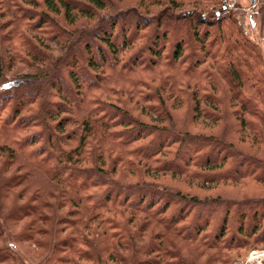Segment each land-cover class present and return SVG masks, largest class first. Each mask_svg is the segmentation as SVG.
Here are the masks:
<instances>
[{
  "label": "trees",
  "instance_id": "16d2710c",
  "mask_svg": "<svg viewBox=\"0 0 264 264\" xmlns=\"http://www.w3.org/2000/svg\"><path fill=\"white\" fill-rule=\"evenodd\" d=\"M114 4V0H0V111L7 102L19 101L11 105L10 113L0 115V172L17 169L15 158L21 153L26 162L56 178L57 184L74 189L79 197L76 204L83 203L90 214L88 222L74 225L73 235L67 232L53 241L41 264H61L66 259L70 264L154 260L194 264L191 252L201 254L206 249L211 254L207 263L232 264V250L238 255V248L248 245L254 250L264 241V194L199 196L151 179L160 172L175 176L187 171L189 179L200 180L201 189L212 187L206 183L245 178L264 185V155L256 152L264 151L263 31L243 36L232 14L221 13L218 0H152L147 5L153 8L141 3L127 10V19L120 21L124 33L117 37ZM131 25L134 33L128 36ZM91 42L100 49H93ZM158 42L164 46L159 52ZM168 43L171 51L164 53L169 51ZM6 49L11 53L5 54ZM78 55H83L85 66L81 63L79 68L89 80L75 71ZM19 58L28 66L24 72L13 66ZM99 68L101 76L96 77L91 71ZM7 70L11 72L5 77ZM29 92L31 96H22ZM182 105L181 116L176 111ZM191 121L209 126L210 131H190ZM26 123H36L39 130L22 134ZM246 128L252 136L244 133ZM50 161L53 165L48 167ZM118 164L127 175L122 169L115 176ZM129 175L136 180H128ZM2 184L6 185L4 179ZM32 197L10 217L29 207L31 211L52 207L56 201H40L37 193ZM104 209L115 212L99 222L96 217L101 218ZM117 211L121 217L127 215L124 221ZM247 212L254 220L248 229ZM114 215L119 217L118 225ZM46 216H55L57 222L65 213ZM234 216L237 225L228 233ZM40 217L44 220L45 214ZM134 217L139 219L133 228L129 220ZM211 226L215 228L209 230ZM143 229L147 239L138 236ZM50 231L46 229L48 238ZM177 235L196 244L185 257L175 251L182 242ZM6 240L13 242L6 232L0 233V264L8 259L31 263ZM110 244L114 249L109 250ZM66 247L70 252H64Z\"/></svg>",
  "mask_w": 264,
  "mask_h": 264
},
{
  "label": "rangeland",
  "instance_id": "374dc122",
  "mask_svg": "<svg viewBox=\"0 0 264 264\" xmlns=\"http://www.w3.org/2000/svg\"><path fill=\"white\" fill-rule=\"evenodd\" d=\"M40 1V0H39ZM150 1L152 0H114V7L116 8V10L114 9L113 11V16L114 19H116V28L113 30V35H117V37H121L123 32V29H121L120 27V21L121 20H125L127 19V10L131 9V8H135L133 6H138V4L144 3V5L148 6L149 8H153L152 6L147 5ZM234 1L235 5L233 8L229 9V11H227V9L222 8V0H218V4H220V10L221 13L224 16H227L228 14H232L231 17L235 20V24L236 26L239 28V30L241 31V34L245 37L250 36L251 31L252 33L255 34H259V32H262V25L264 22V16L263 14L261 15V11L260 10V6L257 8H253L249 6L250 1L249 0H231ZM260 1V3H262L261 5L264 6V0H258ZM113 3V2H112ZM146 3V4H145ZM122 8L124 9L123 11L119 9ZM142 12V11H141ZM138 15L140 16V13L135 12L134 15ZM119 15L122 16L119 17ZM141 16H146V14L144 15L143 13L141 14ZM186 19L184 18V21ZM170 22V26H171ZM77 24V23H76ZM132 24V23H131ZM45 26V23H44ZM129 26V29L131 30H127V35H130V32L133 34L134 33V28L131 25ZM247 30V32H245L244 30ZM163 28H160L159 33L162 34ZM101 33H105V31L102 29ZM100 33V35H101ZM48 37H51L52 33L47 34ZM97 35V33H96ZM92 36V35H91ZM90 36V37H91ZM94 37V36H93ZM55 40V39H54ZM121 40L120 38H118L117 41ZM5 44V46L9 45V42L5 41L3 42ZM52 43V42H51ZM264 43V42H263ZM161 42H158L159 47L156 49L158 52L162 50V48H164L163 45H161ZM55 45V44H53ZM82 46V43H81ZM90 46L97 50L100 49L97 46V43H90ZM163 46V47H162ZM167 47L169 48V51H163L165 52H169L171 51V45L170 43L167 44ZM167 48V49H168ZM7 50V49H6ZM8 52L5 54H10L11 51L7 50ZM162 52V53H163ZM146 53H143V56L146 57ZM83 55H78L76 56L77 59V63H76V68L75 71H77V73L81 76L83 80H89L88 76L83 75L84 71L82 69L79 68V65L82 63L83 66H85L84 60H83ZM142 57V55H140V58ZM106 58H104L103 60H105ZM96 60L100 63L101 58L100 57H96ZM151 60H156V58H152ZM142 61V58H141ZM141 61H138V63H140ZM150 62V61H148ZM147 62V63H148ZM13 66L15 68V70L18 72H24L25 70H27V65L26 63H24L22 58H19L17 60L16 63H13ZM101 67V66H100ZM5 71V70H4ZM9 70H7V72L3 73L6 76L10 75ZM91 73L93 75H97V76H101V70L100 68L97 70V72H93L91 71ZM96 76V77H97ZM67 77V76H66ZM1 78V77H0ZM88 82V81H87ZM68 84V83H67ZM72 84V82H69V85ZM90 84V83H89ZM50 84H47L46 87H50ZM32 93H23L22 96L23 97H29L31 96ZM55 99H59L57 96H55ZM124 103L126 102L125 100L123 101ZM176 102V101H175ZM15 104H19V101L16 100H11L9 102L6 103L5 106H3V108L0 111V115H3V113H10L11 110V105H13V107L15 106ZM169 104V103H168ZM170 105V104H169ZM23 109V108H21ZM185 109V106L182 105L181 107H179V110H177L176 112L179 113L181 116L184 114L183 111ZM64 110V109H63ZM20 112H24L23 110ZM136 112V110H135ZM171 112H174V110H172ZM175 113V112H174ZM24 115V114H23ZM63 112H61V114L59 116H62ZM207 120V119H205ZM203 121V120H201ZM206 122V121H205ZM190 131L192 132H203V133H208L210 131L209 126H205V124H201L198 121H191L190 122ZM24 127V128H23ZM22 127V131L21 133H28L29 131H38L39 130V126L35 123V124H24ZM211 128V127H210ZM24 129V130H23ZM246 135L252 136V132L246 128L245 132ZM18 136H20L18 134ZM237 134H234V137H236ZM235 142V141H234ZM65 144H67L66 142H64ZM74 141L71 142V144H73ZM236 143V142H235ZM35 145V144H32ZM237 145H241L243 147H247V145L245 143H238ZM256 152L258 154L264 155V151L263 149L260 150H256ZM213 153V151L211 152ZM16 160H15V166L19 165L17 169H13L14 167L12 166V168L9 170H3V172H0V233L6 232V234L8 235L9 239H11L13 242H9V241H5L6 243H8L9 245H15L14 249H16V246L19 248L21 254H23L25 257L26 262H31L30 264H41L43 261V255H45V252L48 251V249H50L51 244H53V241L55 239H60L63 238L64 234L67 232H70L72 235L75 232V228L74 225L82 223L84 224L85 222H88L89 219V211L86 209V207L84 206L83 203L78 202L76 204V202L78 201L79 197L78 194L74 191V189H72L71 187H64L63 184H57L56 183V178L55 179H50L49 175H46L45 172L42 171L41 167H36L33 164H29L28 162L25 161V158H23V155L21 153H17L16 154ZM212 158L213 156L210 155ZM48 167H51V165H53V162L50 161L47 162ZM87 165H90L89 162ZM91 166V165H90ZM226 166H224L222 168V170L225 169ZM126 169L122 164H118L116 165V177L119 176V171ZM196 171H200V169L197 168ZM220 171V170H218ZM125 175H127L126 171L124 170ZM118 174V175H117ZM19 175V179H14L12 176H17ZM187 176H189V173L186 172H182V173H178L175 176H170L168 173L165 172H160L158 174V177H155V179H151V181H155V183L167 186L168 188H172V189H177L179 190V192H191V193H198L199 196H203V195H214V194H222L223 195H239V197L241 198H249V197H254V196H261L264 194V185L263 183H259V182H255L254 180L250 179V178H245V179H241L238 182H227V183H223L222 181H220L219 183H206L208 186H212L209 189H201L198 187L197 183H200V180L198 179H189ZM5 180L6 185L2 184V180ZM11 179V180H10ZM121 179H125L124 176H121ZM126 180V179H125ZM128 180L132 181V180H136L135 175L131 176L129 175ZM146 180L148 181V178H146ZM4 183V182H3ZM24 190V192H20L21 190ZM97 189L95 188H90L91 191ZM51 191H54L55 195L51 194ZM21 193V194H20ZM35 193L38 194L39 199L38 200H48V201H55V204L51 207V206H39L38 209H36V211H32L29 210L31 209L30 207L27 209H23L22 212L17 211L16 214H14V216L10 217V213L23 205H28L29 202H31V204H35V198L32 197ZM62 193V196H61ZM55 196H58V198H56ZM32 197V199H30L31 201H29L27 203V201L29 200V198ZM238 198V197H237ZM59 202L58 205H56ZM110 203V202H109ZM32 204V205H33ZM112 204V203H111ZM109 204V205H111ZM114 205V203L112 204ZM32 207V206H31ZM38 207V206H37ZM124 209V208H122ZM59 212L61 211V213H65V216H63L59 221L56 222L57 218L55 216H46V214H51L54 212ZM113 211L115 212V210L112 211H108V209H104V210H100V216L101 218H97L96 220L101 222L103 217H112ZM263 211V210H262ZM44 215V220L41 219L40 215ZM116 214H120V218L123 219V221L125 220V217L127 215H122L121 217V213L120 211H117ZM205 214H203L202 216H200V218H202L203 216H205ZM251 212H247V216L245 219V227L248 229L250 227V221H252V223L254 222V220L252 218H250ZM52 219H49V218ZM60 217V215H59ZM119 217L117 215L113 216V219L116 220V223L118 225L119 221ZM56 218V219H55ZM143 218V217H142ZM141 218V219H142ZM257 218V217H256ZM139 219V218H138ZM137 218H133V220H129L130 223H132L134 227H136L137 225ZM140 219V220H141ZM231 222L228 224V233H230V230L233 229V227H235L237 225V220L235 218V216L230 220ZM98 222V223H99ZM219 221H216L215 226L219 225ZM251 223V224H252ZM213 225V223H212ZM261 226L264 227V219H262V223ZM262 227V228H263ZM49 228L50 231V236L52 238H48L46 229ZM215 227L211 226L209 230H213ZM136 229V228H135ZM263 230V229H262ZM96 231V230H95ZM115 231H119V228H117V230L115 229ZM86 232H89L87 229L85 230V234H87ZM88 235V234H87ZM86 235V236H87ZM147 231L146 229H143V232L141 231V234L139 232L138 236H142V238L146 237ZM58 237V238H57ZM92 238V237H91ZM149 238V237H148ZM177 238L179 239V241L181 242V245H177V243L175 242L174 244L177 246L175 247V251L177 250L178 253H180L181 255H183L184 257L186 256L185 254H188L190 250H192V247H195L196 244H194V240H188V241H184V239L181 237V235H177ZM52 239V240H49ZM147 239V237H146ZM178 239L176 241H178ZM92 240V239H91ZM101 246L106 247V242L102 239L99 240ZM200 243H202L200 240H198ZM252 240L249 241V244L251 243ZM93 242V241H92ZM66 244V242H65ZM9 245L7 246V248L9 247ZM92 245H94L92 243ZM67 246V245H66ZM255 248L254 250H250L248 245H245L242 248H238V255L236 253V250H232L231 251V260H232V264H264V241L262 243H258L257 245H254ZM109 250H111L112 248L114 249V244H110L109 245ZM5 248V250L7 249ZM52 248V247H51ZM170 248V247H168ZM172 249V248H171ZM108 250V251H109ZM207 250V249H206ZM206 250H204V252H202L201 254L197 251L196 254L191 252V258L194 264H223L220 261L216 260V261H211L209 263H207L206 259L210 258V255L208 252H206ZM108 251H105V254L103 256H107ZM8 252V254L10 255L11 258H14L15 256L9 252L8 250L5 251ZM64 252H70V249L68 247L65 248ZM123 252L127 255H129V250L127 248L123 249ZM14 259H12L13 262ZM71 260H73V262H75L74 258ZM154 260V259H153ZM158 260H154L152 261L151 264H157ZM10 259H8V261H5L2 264H16V263H12ZM61 264H70V262L66 259L65 261H62ZM129 264V263H128Z\"/></svg>",
  "mask_w": 264,
  "mask_h": 264
},
{
  "label": "built area",
  "instance_id": "2783aa9c",
  "mask_svg": "<svg viewBox=\"0 0 264 264\" xmlns=\"http://www.w3.org/2000/svg\"><path fill=\"white\" fill-rule=\"evenodd\" d=\"M222 2V6L224 7V9H227V11H229V9L233 8L235 5L234 1L231 0H222ZM244 31L247 32L246 29Z\"/></svg>",
  "mask_w": 264,
  "mask_h": 264
},
{
  "label": "flooded vegetation",
  "instance_id": "af4514ba",
  "mask_svg": "<svg viewBox=\"0 0 264 264\" xmlns=\"http://www.w3.org/2000/svg\"><path fill=\"white\" fill-rule=\"evenodd\" d=\"M250 1V0H249ZM260 1H258V0H253L252 2H250V4H249V6L250 7H252V9L253 8H256V10H257V8L260 6ZM252 5V6H251ZM263 26V25H262ZM262 31H263V27H262ZM263 35H264V33H263Z\"/></svg>",
  "mask_w": 264,
  "mask_h": 264
},
{
  "label": "water",
  "instance_id": "95a60500",
  "mask_svg": "<svg viewBox=\"0 0 264 264\" xmlns=\"http://www.w3.org/2000/svg\"><path fill=\"white\" fill-rule=\"evenodd\" d=\"M252 1H253V0H250V2H252ZM222 8H223V7H222ZM262 27H263V33H264V22H263V26H262Z\"/></svg>",
  "mask_w": 264,
  "mask_h": 264
}]
</instances>
